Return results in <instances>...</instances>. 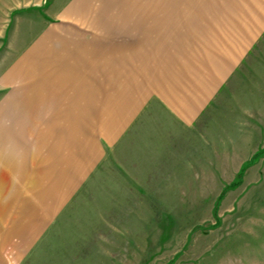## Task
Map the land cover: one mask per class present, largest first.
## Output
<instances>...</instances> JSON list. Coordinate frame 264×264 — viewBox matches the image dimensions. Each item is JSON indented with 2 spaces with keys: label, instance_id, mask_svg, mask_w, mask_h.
I'll return each mask as SVG.
<instances>
[{
  "label": "rangeland",
  "instance_id": "obj_1",
  "mask_svg": "<svg viewBox=\"0 0 264 264\" xmlns=\"http://www.w3.org/2000/svg\"><path fill=\"white\" fill-rule=\"evenodd\" d=\"M232 58L168 119L165 83ZM12 118L0 264H264V0H0L3 140Z\"/></svg>",
  "mask_w": 264,
  "mask_h": 264
},
{
  "label": "crops",
  "instance_id": "obj_2",
  "mask_svg": "<svg viewBox=\"0 0 264 264\" xmlns=\"http://www.w3.org/2000/svg\"><path fill=\"white\" fill-rule=\"evenodd\" d=\"M61 42L57 45H52L51 49L55 50L56 53H59V48L61 46L65 47L67 44H70V41L66 42V44H61ZM234 62L238 63V60L232 58L221 65H215L212 67V72L205 74L203 81H206V87H203V81L199 87L197 86V81L193 85L189 83L184 94L178 92L179 86L176 82L179 78H173L171 81L165 83L166 85L164 86L163 96L159 89L157 95L160 98L157 97L159 100L158 103L161 102L160 106L166 110L168 119L179 124L182 129L189 130L191 128L190 126L197 121L199 109H202L204 107L203 105L210 101L218 87L217 85H220L221 82L225 81L227 75L232 72L231 70L235 65ZM93 80V82H98L99 84L102 82L101 78H94ZM52 89L53 88L50 85L51 92ZM128 111L129 110H127V112ZM127 112L123 111L121 114L127 115ZM118 115L119 114H117V116ZM16 120V118H12V121L10 123L8 122L5 126V131H3V134L5 135L4 140L2 139V136H0V159L3 160L1 161L3 164L5 161L7 162V165L5 164L4 168L10 174H15L18 171L20 167L18 166V163L21 161V157L27 158L28 156H31L32 150L31 141L29 139H24L19 129L14 127ZM2 172L4 173V171L0 170V191H5L6 178ZM11 193L12 192H10V195H12ZM13 196H15L14 192ZM0 205H2V209L4 210V197H0Z\"/></svg>",
  "mask_w": 264,
  "mask_h": 264
},
{
  "label": "trees",
  "instance_id": "obj_3",
  "mask_svg": "<svg viewBox=\"0 0 264 264\" xmlns=\"http://www.w3.org/2000/svg\"><path fill=\"white\" fill-rule=\"evenodd\" d=\"M241 177V175L239 176V178Z\"/></svg>",
  "mask_w": 264,
  "mask_h": 264
}]
</instances>
